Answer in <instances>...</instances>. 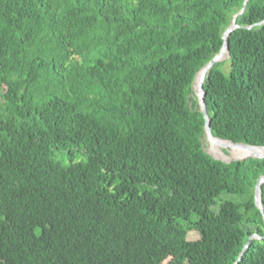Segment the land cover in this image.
I'll use <instances>...</instances> for the list:
<instances>
[{
    "label": "trees",
    "instance_id": "1",
    "mask_svg": "<svg viewBox=\"0 0 264 264\" xmlns=\"http://www.w3.org/2000/svg\"><path fill=\"white\" fill-rule=\"evenodd\" d=\"M243 3L0 0V264H234L264 237V159L206 151L193 87ZM263 20L248 0L206 73L216 138L264 146Z\"/></svg>",
    "mask_w": 264,
    "mask_h": 264
},
{
    "label": "water",
    "instance_id": "2",
    "mask_svg": "<svg viewBox=\"0 0 264 264\" xmlns=\"http://www.w3.org/2000/svg\"><path fill=\"white\" fill-rule=\"evenodd\" d=\"M248 2V0H244L243 6L241 8V10L234 15L230 25L225 29V31L223 32L222 38L224 40L223 46L220 50V52L218 54H216L211 61H209L195 76L194 78V82H193V87H194V93L197 97L198 100V104H199V108H200V112L203 115L204 118V131H205V136H206V140L208 142V144L210 145L211 142H223V143H228L232 146H243L245 148H248L250 150H262L264 151V146H251L248 144H244V143H233L232 141H228V140H223L220 138H216L213 136L212 132H211V127H210V121L207 115V110H206V104H205V92L203 89V84L205 82V77H206V73L211 69V67L218 62L223 61L226 57H228V53H229V47L227 44V39L229 37V35L231 34L232 31H234L235 29L240 28V26L238 24H236V17L238 15H241L244 12L245 9V5ZM259 24H264V20L259 22ZM251 26H249L248 28H250ZM210 148V147H209ZM209 154L216 160L225 162V163H231L233 161H240V160H245L248 158H253V159H264V154L263 155H246L244 157H240V158H233L231 156L228 157L227 159V154H225L223 152V155L225 156L226 159L223 158H219V157H215L214 155H212L210 152ZM264 185V175L260 176L257 181H256V185L254 188V204L256 206V208L260 211L261 215H262V219H263V223H264V209H263V204H262V199H261V186ZM253 239H257V240H261L264 239V237H261L258 234H253L252 236H250L244 246V248L242 249L241 253L239 254L237 260L234 262V264H237V262L241 259L242 254L246 251V249L248 248V246L251 243V240Z\"/></svg>",
    "mask_w": 264,
    "mask_h": 264
},
{
    "label": "bare ground",
    "instance_id": "3",
    "mask_svg": "<svg viewBox=\"0 0 264 264\" xmlns=\"http://www.w3.org/2000/svg\"><path fill=\"white\" fill-rule=\"evenodd\" d=\"M223 143V142H222ZM223 144H227V145H229V147L230 146H232V145H230V144H228V143H223ZM233 147V146H232ZM243 147V146H242ZM227 152V151H226ZM230 152V154L231 155H233V154H239V153H249V152H253V153H251V154H243V155H241V156H239V157H233V158H240V157H244V156H246V155H256V154H259V155H263L264 154V151H262V150H246V149H242V150H237V151H229ZM210 153L212 154V155H214L215 157H221V156H224L223 155V151H221V150H213V149H211L210 148ZM223 159H225V158H223Z\"/></svg>",
    "mask_w": 264,
    "mask_h": 264
},
{
    "label": "rangeland",
    "instance_id": "4",
    "mask_svg": "<svg viewBox=\"0 0 264 264\" xmlns=\"http://www.w3.org/2000/svg\"><path fill=\"white\" fill-rule=\"evenodd\" d=\"M210 145L209 144H206V151L209 153L210 152ZM225 154H227L228 156H227V159H228V157L229 156H231V154H230V152L229 151H223ZM225 157V156H224ZM226 159V158H225ZM192 238H194V235L192 236Z\"/></svg>",
    "mask_w": 264,
    "mask_h": 264
}]
</instances>
